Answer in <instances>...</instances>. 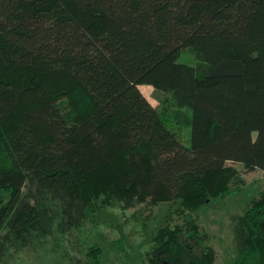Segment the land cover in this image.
<instances>
[{
  "label": "trees",
  "instance_id": "1",
  "mask_svg": "<svg viewBox=\"0 0 264 264\" xmlns=\"http://www.w3.org/2000/svg\"><path fill=\"white\" fill-rule=\"evenodd\" d=\"M230 162L264 171V0H0V263L100 196L204 206L243 183ZM235 243L264 264V191ZM151 256L214 262L179 228Z\"/></svg>",
  "mask_w": 264,
  "mask_h": 264
},
{
  "label": "rangeland",
  "instance_id": "2",
  "mask_svg": "<svg viewBox=\"0 0 264 264\" xmlns=\"http://www.w3.org/2000/svg\"><path fill=\"white\" fill-rule=\"evenodd\" d=\"M180 61L197 64V57L184 49ZM157 105L162 97L153 86H140ZM188 113L190 111L186 109ZM191 127L184 128V144L189 145ZM240 172L243 183L227 194L199 208H184L178 202H137L130 208L112 206L102 196L93 199L85 220L70 231L55 226L43 237L34 238L21 248L12 247L0 264H154L152 249L160 234L178 228L199 254L214 253L213 264H233L238 256L235 243L237 219L264 191V171L247 170L230 162Z\"/></svg>",
  "mask_w": 264,
  "mask_h": 264
}]
</instances>
